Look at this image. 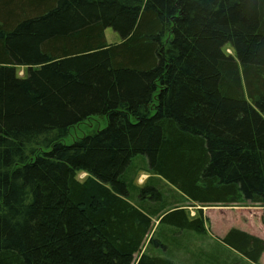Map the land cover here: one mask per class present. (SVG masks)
<instances>
[{
    "label": "trees",
    "instance_id": "16d2710c",
    "mask_svg": "<svg viewBox=\"0 0 264 264\" xmlns=\"http://www.w3.org/2000/svg\"><path fill=\"white\" fill-rule=\"evenodd\" d=\"M184 201L264 207V0H0V264H175L208 234ZM217 247L197 264L264 254Z\"/></svg>",
    "mask_w": 264,
    "mask_h": 264
},
{
    "label": "rangeland",
    "instance_id": "374dc122",
    "mask_svg": "<svg viewBox=\"0 0 264 264\" xmlns=\"http://www.w3.org/2000/svg\"><path fill=\"white\" fill-rule=\"evenodd\" d=\"M106 40L109 44L119 43L121 38L112 29L105 31ZM24 67H19V75L24 76L26 71ZM107 126V119L103 117L91 118L86 122L70 129L69 135L62 140L64 145L70 146L75 141L84 138L87 135L93 134L96 131L105 129ZM137 174L135 175V179ZM86 175H80L79 179L84 180ZM150 178V174L147 172L140 173V176L135 180L136 185L144 186ZM171 198V197H170ZM187 211V215L190 220L197 218L200 213L207 220V233L206 235H196L193 233L179 232L175 234V240H171V243H167L164 248L165 253L160 251H153L161 257H170L175 264H197L200 260V256L210 255L211 251L217 247V242L228 234L232 229H238L244 231L250 235L256 236L264 240V207L251 204L242 205H208V206H195L193 203L184 201L179 205ZM154 228L150 234V238H159L158 241L163 242L160 234L164 229L159 228L158 219H154ZM171 230L166 231L170 233ZM160 236V237H159ZM217 242H216V241ZM177 242L178 249L174 248V244ZM173 244V245H172ZM144 248L145 252L147 245ZM218 247H221L218 246ZM217 247V248H218ZM151 251V252H152ZM149 252V251H148ZM167 252V253H166ZM137 257V256H136ZM140 256L137 257V259ZM239 259V263L232 260V264L246 263L242 258ZM260 264H264V254L260 260Z\"/></svg>",
    "mask_w": 264,
    "mask_h": 264
}]
</instances>
